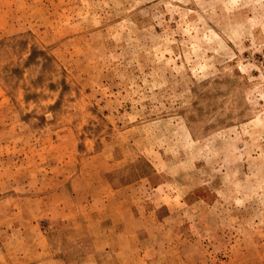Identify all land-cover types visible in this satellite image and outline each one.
Instances as JSON below:
<instances>
[{"label":"rangeland","instance_id":"obj_1","mask_svg":"<svg viewBox=\"0 0 264 264\" xmlns=\"http://www.w3.org/2000/svg\"><path fill=\"white\" fill-rule=\"evenodd\" d=\"M0 264H264V0H0Z\"/></svg>","mask_w":264,"mask_h":264}]
</instances>
